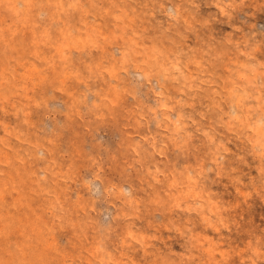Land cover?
<instances>
[{
  "label": "rangeland",
  "instance_id": "374dc122",
  "mask_svg": "<svg viewBox=\"0 0 264 264\" xmlns=\"http://www.w3.org/2000/svg\"><path fill=\"white\" fill-rule=\"evenodd\" d=\"M0 264H264V0H0Z\"/></svg>",
  "mask_w": 264,
  "mask_h": 264
}]
</instances>
